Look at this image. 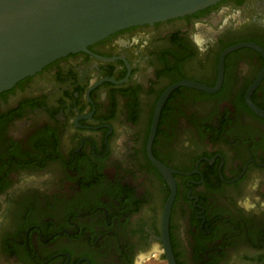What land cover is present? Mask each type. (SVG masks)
I'll return each mask as SVG.
<instances>
[{
    "label": "flooded vegetation",
    "instance_id": "af4514ba",
    "mask_svg": "<svg viewBox=\"0 0 264 264\" xmlns=\"http://www.w3.org/2000/svg\"><path fill=\"white\" fill-rule=\"evenodd\" d=\"M0 264H264V0L120 29L1 92Z\"/></svg>",
    "mask_w": 264,
    "mask_h": 264
},
{
    "label": "water",
    "instance_id": "95a60500",
    "mask_svg": "<svg viewBox=\"0 0 264 264\" xmlns=\"http://www.w3.org/2000/svg\"><path fill=\"white\" fill-rule=\"evenodd\" d=\"M219 1L0 0V93L120 29L183 16ZM156 163L173 178L166 166ZM169 211L170 203L167 216Z\"/></svg>",
    "mask_w": 264,
    "mask_h": 264
}]
</instances>
